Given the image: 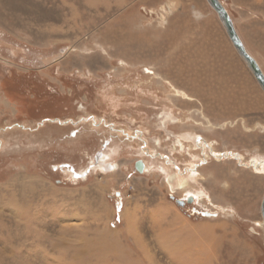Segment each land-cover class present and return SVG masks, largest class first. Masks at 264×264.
Masks as SVG:
<instances>
[{"label": "rangeland", "instance_id": "rangeland-1", "mask_svg": "<svg viewBox=\"0 0 264 264\" xmlns=\"http://www.w3.org/2000/svg\"><path fill=\"white\" fill-rule=\"evenodd\" d=\"M220 1L264 72V0ZM263 198L264 92L207 0H0V264H264Z\"/></svg>", "mask_w": 264, "mask_h": 264}, {"label": "water", "instance_id": "water-1", "mask_svg": "<svg viewBox=\"0 0 264 264\" xmlns=\"http://www.w3.org/2000/svg\"><path fill=\"white\" fill-rule=\"evenodd\" d=\"M210 7L217 13L226 33L233 44L235 50L237 51L238 55L241 59L245 62L249 70L254 75L257 83L259 84L260 88L264 92V72L262 71L259 63L256 61L254 57H252L249 52L247 51L244 43L242 42L232 18L230 17L228 11L222 4L220 0H207ZM136 170L138 173H144L145 164L142 161H138L135 165ZM179 205L184 206L185 203L192 204L194 203V198L189 197L186 202L178 201ZM261 214L263 219V226H264V198L261 206ZM206 216H211L212 214H205Z\"/></svg>", "mask_w": 264, "mask_h": 264}, {"label": "bare ground", "instance_id": "bare-ground-1", "mask_svg": "<svg viewBox=\"0 0 264 264\" xmlns=\"http://www.w3.org/2000/svg\"><path fill=\"white\" fill-rule=\"evenodd\" d=\"M261 67V66H260ZM146 73L147 74H150V75H153L154 73L153 72H151L149 69H147L146 70ZM171 118V117H170ZM184 139L185 140H187V141H190V140H193V137L192 136H190V135H188V136H186V137H184ZM181 143V142H180ZM108 155L106 156V157H103V159L102 160H104L105 161V159L107 158L108 159ZM114 167V166H113ZM163 168V167H162ZM162 168H161V170H162ZM147 169V167H146V165H145V169H144V171ZM163 170L165 171V169L163 168ZM188 171V170H187ZM189 172V171H188ZM191 173L192 174H194L195 173V171H191ZM191 173H189L188 175H190ZM187 175V176H188ZM167 181H168V185H169V187L171 188V191L172 192H176V191H184V190H186V189H188V187L190 186V176L187 178H181L180 177V175H178V174H174V175H169L168 176V179H167ZM195 195H198V194H195ZM201 194H199V196H200ZM189 197H193L194 198V196H192V195H190ZM188 197V198H189ZM199 198V197H198ZM197 199L196 198H194V202L196 201ZM259 226L260 227H263V229H264V226H263V221L261 222V223H259Z\"/></svg>", "mask_w": 264, "mask_h": 264}, {"label": "crops", "instance_id": "crops-1", "mask_svg": "<svg viewBox=\"0 0 264 264\" xmlns=\"http://www.w3.org/2000/svg\"><path fill=\"white\" fill-rule=\"evenodd\" d=\"M161 208H162V207H161ZM166 208H167V209H168V208L170 209V207H168V206H166ZM159 214L163 215L162 210H159ZM164 214H165V213H164ZM173 214H176L175 216L178 215L180 218L183 219L182 224L190 225V226H192V228H193V227L195 228V227L198 225V224L195 225L194 223H192V222L189 220V218H186V217H185L184 215H182L180 212H175V211H174ZM159 217H160V216H159ZM165 217H167V216H165ZM172 220H173V222H174V219H172ZM155 223H156V222H155ZM198 229H199V228H198ZM184 233H185V231H184ZM186 234H187V233H186ZM186 234H185V235H186ZM165 235H166V234H165ZM184 237H185V236H183V238H184ZM183 238H182V239H183ZM184 239H187V238H184ZM195 239H203V238H198V237L196 238V237H195Z\"/></svg>", "mask_w": 264, "mask_h": 264}]
</instances>
